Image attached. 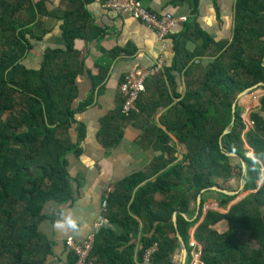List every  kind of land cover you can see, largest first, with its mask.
Here are the masks:
<instances>
[{
	"label": "trees",
	"instance_id": "16d2710c",
	"mask_svg": "<svg viewBox=\"0 0 264 264\" xmlns=\"http://www.w3.org/2000/svg\"><path fill=\"white\" fill-rule=\"evenodd\" d=\"M64 2L66 47L46 50L39 67H28L24 61L33 49L32 40L39 39L34 31L43 25L42 4L0 0V264H48L52 250L39 227L45 219L53 222L57 212L46 215L45 207L50 202H71L77 195L66 156L81 152L86 130H75L77 143L70 131L76 114L95 104V95L74 106L79 97L78 77L86 67L76 41L95 37L73 19L79 11L77 0ZM194 29L182 32L184 42H176L173 65L164 70L166 79H158L166 86V80L176 82L171 74L176 72L185 83L182 93L159 94L154 111L166 98L172 103L161 117L165 130L147 125L138 142L161 154L143 171L117 183L106 199L110 226L97 233L92 252L95 264H175L172 255L181 249L177 229L191 250L189 231L201 219L208 197L214 195L224 208L238 197L206 190L199 215L191 220L202 190L218 186L238 191L242 179L246 180L243 192L249 194L226 214L209 211L195 239L204 264H264V182L257 183L264 165V96L250 115L252 125L244 121L240 106L232 125L237 96L264 82V0H237L231 41L215 43L198 27ZM195 38L202 47L189 52L184 44ZM209 50L212 63L196 64ZM119 54L113 50L107 64L92 75L94 91L103 90ZM121 98L119 110L103 123L101 138L108 148L122 139L123 121L146 113L139 98V113L123 114ZM228 127L231 132L223 136L221 147L220 138ZM246 143L260 157L256 170ZM224 150L244 159L246 175L239 159ZM157 194L162 196L159 202ZM175 212L179 213L177 226ZM223 220L228 223L225 232L213 228ZM75 260L70 254L69 264ZM190 262L188 254L186 264Z\"/></svg>",
	"mask_w": 264,
	"mask_h": 264
},
{
	"label": "crops",
	"instance_id": "0c3cea01",
	"mask_svg": "<svg viewBox=\"0 0 264 264\" xmlns=\"http://www.w3.org/2000/svg\"><path fill=\"white\" fill-rule=\"evenodd\" d=\"M141 1L153 13L159 15L171 13L175 17L185 16L188 19L185 23H180L171 35L160 40L153 28L129 15L117 14L108 9L107 0H77L79 11L73 19L77 20L78 25H84L87 34L95 38L91 41L84 38L76 41V48L82 53L86 67L78 77L79 97L74 106L78 107L92 93L95 95V104L76 114L74 128L70 131L73 142L77 143L79 137L75 130L78 127H84L86 130L85 139L81 143V152H73L66 156L67 171L77 191L76 198L65 204L50 202L45 207L44 213L50 215L63 208L73 213L87 227L80 235L61 233L52 228L51 220L45 219L39 229L52 250L48 264L70 263L71 253L65 246L67 237L72 236L76 241H84L94 230L99 232L102 228L109 227L110 222L105 215L107 189L115 188L116 184L123 179L143 171L155 157L161 154L160 151L152 147H143L138 142L147 125H156L165 130L161 124V117L171 108L172 103H169L166 98L165 104L154 111L159 94L173 95L175 90L182 93L185 83L176 72H172L176 82L171 83L166 80V86H161L158 79H166L165 71L156 78L148 80L146 92L140 97V103L144 106L146 113H139L135 118L123 121L122 139L115 147L108 148L101 138L103 123L120 108L122 102L120 85L125 74L137 67H153L160 57H163L166 62L165 69L172 67L176 42L178 39L184 42L181 35L187 29L189 33H193L194 28L198 27L215 43L232 39L237 0ZM33 2L42 4L43 25L35 29L34 34L39 39L32 40L33 49L24 63L28 67H39L46 50L66 47L67 41L62 26L67 3L64 0H33ZM184 45L189 52L200 50L202 47L199 39L195 41L189 39ZM113 50L120 51V54L110 66L103 90L99 93L98 90L94 91L92 75H97L100 72V66L107 64ZM211 52L209 50L201 60L196 61V64L207 66L212 63L208 55ZM152 111L154 113L150 114ZM61 135L64 136L63 133ZM156 200L161 201L162 196L157 194ZM197 211L191 220L197 218L199 215ZM209 211L226 214L228 208L222 207L218 199L210 195L204 205L201 219L189 231V245L196 240V229ZM183 216L187 218L186 214ZM213 228L219 232H225L228 229V223L223 220ZM172 261L175 264H182V246L172 255Z\"/></svg>",
	"mask_w": 264,
	"mask_h": 264
},
{
	"label": "built area",
	"instance_id": "2783aa9c",
	"mask_svg": "<svg viewBox=\"0 0 264 264\" xmlns=\"http://www.w3.org/2000/svg\"><path fill=\"white\" fill-rule=\"evenodd\" d=\"M106 7L117 14L129 15L153 28L160 40L167 38L180 23H185L188 19L185 16L175 17L171 13L162 15L153 13L143 5L141 0H107ZM165 67L166 62L163 57H160L153 67H137L125 74L120 85V92L124 98L122 104L123 114L139 113L138 100L145 93L147 81L161 75ZM113 191V187L107 189L106 199ZM97 233L94 230L84 241H76L72 236L66 238L65 246L76 258L75 264H95L92 260V252L95 247ZM189 246L191 248L190 264H204L201 260L202 249L200 244L193 240ZM155 249L154 246L148 250V255L153 253ZM146 262H148V258H146Z\"/></svg>",
	"mask_w": 264,
	"mask_h": 264
},
{
	"label": "water",
	"instance_id": "95a60500",
	"mask_svg": "<svg viewBox=\"0 0 264 264\" xmlns=\"http://www.w3.org/2000/svg\"><path fill=\"white\" fill-rule=\"evenodd\" d=\"M257 89H264V82H260V83H258L256 85H253L250 88L245 89L243 92H241L237 96V98L234 101L233 106H232V125L234 124V122L236 120L237 107L238 106H241V103H240L241 99L244 98L245 96H247L248 94H250L252 91L257 90ZM261 94H262V96H264V93H261ZM259 106H260V103H259ZM230 132H231V128L230 127H228V128L225 129L223 135L220 138V145H221V147L223 146L222 145V138H223V136L229 134ZM246 144H247V149H249V151H251V153H254L253 149L248 145V143H246ZM224 152L228 156H230V157H234V158H238L239 159V161L241 162V165H242L243 174L246 175V173H247V165H246L244 159L242 157H239L237 154H235L233 152H226L225 150H224ZM262 184H263V182L259 183L260 186ZM245 185H246V180L245 179H242L241 185H240V189L238 191H229V190H226V189H222V188H220L218 186H214V187H211V188L202 190L201 194L197 198V209H198L197 214H199V210H200V205H201V200H202V193H204L206 190H212V191L221 192V193H224V194L229 195V196L238 195V197L236 198V200H234L229 205V207H228V212H229V210L231 209V207L234 204H236L237 202H239L240 200H242L244 197L247 196V194L246 195L241 194V192L244 191ZM178 214H179L178 212H175L174 215H173V221H174L175 226H177V223L176 222H177V215ZM176 235H177V238H178V240H179V242H180V244L182 246V249H183V261H182V264H186V262H187V256L189 254V250H188L187 244L185 243V241L183 240L182 236L178 232V229H177Z\"/></svg>",
	"mask_w": 264,
	"mask_h": 264
},
{
	"label": "clouds",
	"instance_id": "9594fccd",
	"mask_svg": "<svg viewBox=\"0 0 264 264\" xmlns=\"http://www.w3.org/2000/svg\"><path fill=\"white\" fill-rule=\"evenodd\" d=\"M249 159L253 161V170H256V165H260V157L254 153L249 154ZM264 182V165L259 168V176L257 183ZM87 225L83 224L80 219L76 218L73 213L68 212L66 209L61 208L56 213L55 219L52 223V228L61 233H73L80 235L86 229Z\"/></svg>",
	"mask_w": 264,
	"mask_h": 264
},
{
	"label": "rangeland",
	"instance_id": "374dc122",
	"mask_svg": "<svg viewBox=\"0 0 264 264\" xmlns=\"http://www.w3.org/2000/svg\"><path fill=\"white\" fill-rule=\"evenodd\" d=\"M263 91L264 89L254 90L250 94L242 98L240 101L242 117L244 118V121L246 122V124L249 126L252 125L250 122L251 121L250 115L259 108L260 97L262 96L261 93H264ZM250 153L251 151H249L248 155ZM249 192L250 191L241 192V194L246 195V194H249Z\"/></svg>",
	"mask_w": 264,
	"mask_h": 264
}]
</instances>
